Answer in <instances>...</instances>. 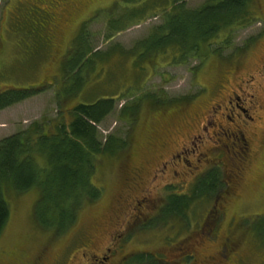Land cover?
I'll return each instance as SVG.
<instances>
[{"label": "rangeland", "instance_id": "1", "mask_svg": "<svg viewBox=\"0 0 264 264\" xmlns=\"http://www.w3.org/2000/svg\"><path fill=\"white\" fill-rule=\"evenodd\" d=\"M209 1L186 0V7L199 9ZM116 2L112 16L120 17L121 0H0V95L14 88L33 91L26 100L0 110V141L24 131L47 132L61 121L70 123V112L81 100L106 95L117 101L115 111L97 127L100 138L113 135L129 145L122 155L98 158L92 180L100 197L83 203L75 222L64 230L47 228L52 220L47 224L37 217V190L18 195L7 188L10 219L0 238V264L20 254L42 257L44 264H97L94 255L103 258L106 247L114 253L108 264H116L130 251L148 252L137 259L143 264L154 262L149 254L153 251L174 259L173 248L163 247L172 229L179 231L178 221L175 216L161 220V211L152 220L143 216L128 230L129 239L106 243L120 196L128 193L135 169L145 180L141 189L131 192L137 205L150 198L152 210H161L170 187L194 198L182 217V264H209L207 255L222 246L228 258L220 264H264V244L252 230L264 223V0L252 1L251 20L232 31L230 46H213L223 49L221 55L182 65L161 61L155 69L147 63L141 89L127 94L126 85L133 82L127 77L136 74L133 62L116 53L104 55L115 47L129 51L147 38L162 24L166 8L162 4L144 21L110 32L107 22L116 18H109ZM82 29L90 52L104 58L92 74L83 69L76 79L69 71L83 52L82 37H77ZM78 90L77 96L66 97ZM145 94L157 97L156 105L142 103L132 125L122 120V107ZM169 99L184 102L164 105ZM237 103L246 113L237 109ZM242 134L248 141L244 152L236 139ZM167 159L169 168L156 172ZM210 166L218 167L225 184L222 199L216 192L194 193ZM209 224L216 242L204 238ZM89 238L96 243L87 250L81 240Z\"/></svg>", "mask_w": 264, "mask_h": 264}, {"label": "trees", "instance_id": "2", "mask_svg": "<svg viewBox=\"0 0 264 264\" xmlns=\"http://www.w3.org/2000/svg\"><path fill=\"white\" fill-rule=\"evenodd\" d=\"M252 1L211 0L199 9L190 10L186 7V0H139L136 3L133 0H121L124 12L120 17L112 16L119 2L110 8L112 14L109 18H115L107 22L110 32H120L133 23L144 21L153 11L159 10L162 4L166 8L163 22L131 50L119 52L115 47L104 57L116 53L121 59L133 62L135 78L127 77L133 82L126 85L124 94L137 92L144 84L147 63L152 64L155 69L160 66L161 61L182 65L187 64L190 59L204 61L213 55H221L223 49L213 50V46L223 43L227 48L232 31L249 24L253 14L250 10ZM77 37H82L83 52L69 71L76 79L83 69H88L92 74L100 58H104L99 53L90 52L83 29ZM80 90L76 94L66 93V97L77 96ZM32 94L33 91L28 88L8 90L0 95V110L22 102ZM147 100L156 105L158 98L149 94L140 96L122 107L120 118L134 124L142 103ZM116 101V97L106 95L81 100L70 112V123L60 120L50 131L46 132L44 128L41 131H24L0 141V238L10 219V206L5 194L7 188L18 195L37 190L39 198L36 215L42 223L45 219L48 224L51 219L52 223L47 228L55 231L72 225L81 205L100 197V189L92 180L96 161L100 156L122 155L129 146L127 140L113 135L103 141L98 133V125L115 111ZM182 102V99H169L163 104L182 105ZM198 180L194 189L196 195L205 196L216 192L220 199L226 195H220L225 184L220 178L218 167L207 171ZM193 200L194 198L184 195L182 202L177 196L169 197L167 204L161 209L160 219L178 214L180 210L184 217ZM252 230L264 244V223L252 227ZM142 258L135 256V261L143 264L137 260ZM148 264L156 263L148 261Z\"/></svg>", "mask_w": 264, "mask_h": 264}, {"label": "flooded vegetation", "instance_id": "3", "mask_svg": "<svg viewBox=\"0 0 264 264\" xmlns=\"http://www.w3.org/2000/svg\"><path fill=\"white\" fill-rule=\"evenodd\" d=\"M231 98V97H230ZM239 101V99L237 100ZM230 104H232L230 102ZM237 109H239L242 113H246V110L243 109L238 103L236 104ZM237 141H239L241 143L242 146V151H247L248 150V141L246 140L245 136L242 134L240 138H237ZM175 157V156H173ZM171 158V157H169ZM168 158V159H169ZM167 160H163L160 162V164H158L157 168H156V172L163 170V169H167L169 168V164L170 162ZM182 162V161H181ZM162 167V168H161ZM212 168H214L213 166H210L211 170ZM141 171L139 169H135L132 171V175L130 180H128V193L125 195H121L120 196V200L118 202V205L116 207V222L113 225V230L110 231L109 235L107 236L106 239V243H112V242H116L122 240V239H129L131 235H129V237L126 238V236L128 235L127 232L130 228H132V226L136 223H138L139 220H141V218L143 216H146V218H148V220H152L153 216H158L156 215L157 213L159 214V211L157 210H152V199L148 198L146 200H144V203H138V205L136 204V202L132 201V194L131 192L137 189H141L142 185H144L145 180L143 179V176L141 175ZM177 174V173H176ZM204 173L201 174V176ZM200 176V177H201ZM199 177V178H200ZM169 190H172L171 193L169 194L167 201L169 199V197L171 196H177L178 198H180L181 202H182V193H178L177 191H175V189L173 188H169ZM167 201L164 203V205L162 206V208L167 204ZM151 205V206H150ZM161 208V209H162ZM215 210H218L217 208L214 209V211L211 212V214H215ZM152 212V213H151ZM153 214V215H152ZM155 214V215H154ZM126 215V216H125ZM160 216V214H159ZM172 216H175L178 224L179 225V231L178 232H174V230L172 229L170 235L167 236V243L164 244L163 247V251L164 250H169L172 249V253L173 255L175 254V258L171 259V261L166 260L165 258H167L165 254L163 253H158L160 255L157 254L156 252H149V254L151 253L153 255V260L156 264H182V211L180 210V212L178 214H173ZM125 218H128L127 222H129V226L126 225L125 222ZM156 219V218H155ZM212 224H215L214 221L211 222ZM212 227V226H211ZM210 227L209 224V230L207 231L206 235H205V239L208 238L206 241L208 242H216L217 236H215L213 233V235H211L210 233L213 232V228ZM205 230V228H204ZM208 236V237H206ZM90 239V238H89ZM87 239L88 241H86L85 243L81 240V244L83 243L82 247L85 249H89L90 247H92V245H94L96 243V239ZM108 240V241H107ZM178 243V246L176 245ZM80 244V245H81ZM107 249V253L102 257H99L98 255H94L95 256V262L97 264H108L110 258L114 255L113 251L111 248L106 247L105 251ZM226 248H224V246H222L220 249H218L215 253H210L207 255L206 260L207 263L209 262V264H220L221 261L224 263V261L228 258L226 256ZM143 253H148V252H142V251H135V252H128L123 258L122 260L118 261L116 264H138L137 261H135V256L139 257L140 254ZM150 254V255H151ZM189 257L191 258L190 262H193L194 256L193 255H189ZM42 257H37L34 259H29L26 256H24V254H20L19 256L15 257L14 259H12V261L9 263L8 261L6 262V264H44L42 262ZM112 261H110L109 264H111ZM46 264V263H45ZM59 264V263H57ZM64 264V263H62ZM146 264V263H145Z\"/></svg>", "mask_w": 264, "mask_h": 264}]
</instances>
